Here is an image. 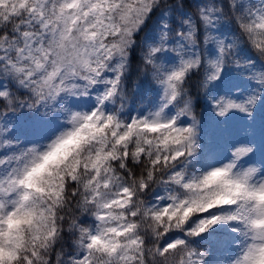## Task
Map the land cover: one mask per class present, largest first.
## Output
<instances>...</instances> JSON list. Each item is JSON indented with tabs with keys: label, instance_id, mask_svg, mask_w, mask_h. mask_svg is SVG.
Returning <instances> with one entry per match:
<instances>
[{
	"label": "snow or ice",
	"instance_id": "snow-or-ice-1",
	"mask_svg": "<svg viewBox=\"0 0 264 264\" xmlns=\"http://www.w3.org/2000/svg\"><path fill=\"white\" fill-rule=\"evenodd\" d=\"M0 264H264V0H0Z\"/></svg>",
	"mask_w": 264,
	"mask_h": 264
}]
</instances>
